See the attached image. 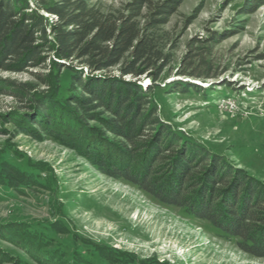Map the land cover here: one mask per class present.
Returning a JSON list of instances; mask_svg holds the SVG:
<instances>
[{
    "label": "rangeland",
    "instance_id": "rangeland-1",
    "mask_svg": "<svg viewBox=\"0 0 264 264\" xmlns=\"http://www.w3.org/2000/svg\"><path fill=\"white\" fill-rule=\"evenodd\" d=\"M36 1L59 0L31 6ZM88 1L115 12L129 0ZM247 1L185 0L155 31L166 69L156 83L151 76L138 82L153 88L149 102L163 122L264 183V6L246 14ZM50 70L0 71V80L42 93L48 87L37 74ZM70 82L63 70L62 95ZM32 117L44 121L35 103L0 94V264H67L85 250L93 264H264L208 222L100 173L75 147L81 135L119 159L114 145L125 142L102 137L100 124H88L96 136L69 123L45 137Z\"/></svg>",
    "mask_w": 264,
    "mask_h": 264
},
{
    "label": "trees",
    "instance_id": "trees-1",
    "mask_svg": "<svg viewBox=\"0 0 264 264\" xmlns=\"http://www.w3.org/2000/svg\"><path fill=\"white\" fill-rule=\"evenodd\" d=\"M184 1L129 0L121 11L104 12L88 0L36 1L34 6L30 0H0V71L51 66L48 74H37L47 92L0 80V94L35 103L44 121L32 117L30 124L45 137L69 123L96 136L88 124H100L102 137L107 133L125 142L116 147L105 141L118 150L119 159L81 135L74 143L100 173L208 222L225 237L238 239L243 252L262 259L264 183L163 122L149 102L153 88L138 82L151 76L156 83L166 69L155 31L169 23ZM263 6L264 0H248L244 13ZM115 68L118 75L109 74ZM66 69L71 72L67 96L61 85ZM32 238L37 246L43 244L38 236ZM97 250L105 259L112 256ZM88 254L76 252L67 264H93Z\"/></svg>",
    "mask_w": 264,
    "mask_h": 264
},
{
    "label": "bare ground",
    "instance_id": "bare-ground-1",
    "mask_svg": "<svg viewBox=\"0 0 264 264\" xmlns=\"http://www.w3.org/2000/svg\"><path fill=\"white\" fill-rule=\"evenodd\" d=\"M252 128H253V127H252ZM250 139H251V138H250ZM252 139H253V138H252ZM252 139H251V140H252Z\"/></svg>",
    "mask_w": 264,
    "mask_h": 264
}]
</instances>
